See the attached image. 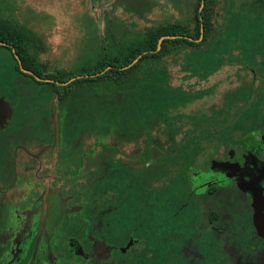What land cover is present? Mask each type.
<instances>
[{
    "label": "flooded vegetation",
    "instance_id": "flooded-vegetation-1",
    "mask_svg": "<svg viewBox=\"0 0 264 264\" xmlns=\"http://www.w3.org/2000/svg\"><path fill=\"white\" fill-rule=\"evenodd\" d=\"M10 24L0 20L12 58L0 72V264H264L263 71L235 60L251 79L220 91L202 123L180 113L104 141L68 114L80 94L57 97L71 82H48L33 52L22 65Z\"/></svg>",
    "mask_w": 264,
    "mask_h": 264
},
{
    "label": "rangeland",
    "instance_id": "rangeland-1",
    "mask_svg": "<svg viewBox=\"0 0 264 264\" xmlns=\"http://www.w3.org/2000/svg\"><path fill=\"white\" fill-rule=\"evenodd\" d=\"M192 1L177 0L174 6V0H134L129 10L131 5L123 8L120 0H0V10L11 6L0 20L7 18L12 29L21 32L26 48L38 55L47 72L69 73L84 64L89 41L132 38L159 24L183 25L187 16L180 12H188ZM210 10L207 44L166 56L161 63L165 83L158 89L129 87V93L114 89L108 93L95 84L87 93L85 87L91 86H74L80 97L67 108L69 115H75L74 125L90 134L100 131L104 141L113 142V136L124 140L133 133L155 131L164 119L170 121L180 113L202 123L218 109L215 100L220 91L251 79L235 60L264 72V0H211ZM0 58V72L12 67L9 51L0 48ZM212 86L215 94L206 93ZM201 90L206 94L200 97ZM181 121L182 130L191 128L190 120H178V125Z\"/></svg>",
    "mask_w": 264,
    "mask_h": 264
},
{
    "label": "trees",
    "instance_id": "trees-1",
    "mask_svg": "<svg viewBox=\"0 0 264 264\" xmlns=\"http://www.w3.org/2000/svg\"><path fill=\"white\" fill-rule=\"evenodd\" d=\"M133 1L120 0V6L127 8L131 5L129 8L131 10ZM170 1L172 2L173 0ZM176 1L174 0L173 5H176ZM204 1L205 5L201 12H199L201 0H193V5L191 4L192 6L188 12H180V14L186 13L187 16L183 25L176 23L159 24L138 32L137 36L132 38L127 36L125 39H121L120 36L116 37V39L113 38L111 41H107L106 38L89 41L85 50L89 51V53L80 70L69 73L57 72L52 76L55 81L61 83L77 76H83L71 82L68 86L54 87L59 100L61 102L66 101L72 94H76L78 97L80 94L79 87H74L77 85L91 86L85 87L87 93L95 89L93 87L95 84H100V87H104V92L108 93L113 89L129 93V87H152L153 89L161 87L165 83L161 79L164 71L161 63L166 56H176L185 49L199 48L207 44V39L211 32L212 12L210 10L211 0ZM150 3L157 4V2ZM201 23L203 24V39L200 43H193L186 39H166L162 41L160 49L156 51L158 40L163 36H185L198 39L201 34ZM191 24L193 25L192 28ZM3 35L4 33L1 32L0 40H2ZM7 35L12 38L13 41L8 42L13 44L22 65L27 67L25 61L29 56L28 49L25 43L19 41V39L23 38V35L16 30H10ZM140 55L142 56L136 63L125 68Z\"/></svg>",
    "mask_w": 264,
    "mask_h": 264
},
{
    "label": "water",
    "instance_id": "water-1",
    "mask_svg": "<svg viewBox=\"0 0 264 264\" xmlns=\"http://www.w3.org/2000/svg\"><path fill=\"white\" fill-rule=\"evenodd\" d=\"M204 5H205V1L204 0H201V4H200V7H199V12H201V10L203 9V7H204ZM200 17V21L202 20V18H201V15L199 16ZM200 26H201V34H200V37L198 38V39H192V38H190V37H185V36H163V37H161V38H159V40H158V47H157V50L156 51H158L159 49H160V44L162 43V41L163 40H166V39H186V40H188V41H190V42H193V43H200L201 41H202V39H203V24L201 23L200 24ZM0 44H2V43H0ZM2 45H4V44H2ZM142 55H140V56H138L129 66H127V67H125V68H128V67H130V66H132L134 63H136V61L141 57ZM17 57V56H16ZM18 58V57H17ZM80 78H82V76H78V77H74V78H72V79H70L69 81H67V82H63V83H61V82H57V81H53V80H47L48 82H52V83H55V84H57V85H62V86H64V85H67V84H69L70 82H72V81H75L76 79H80ZM3 114V111L1 112V110H0V115H2ZM8 114L9 113H6L5 112V116L7 115L8 116Z\"/></svg>",
    "mask_w": 264,
    "mask_h": 264
}]
</instances>
